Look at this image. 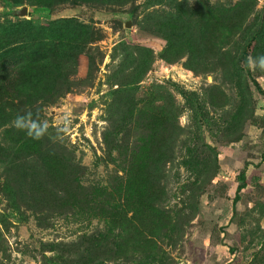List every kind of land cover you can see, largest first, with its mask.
<instances>
[{
    "label": "rangeland",
    "instance_id": "obj_1",
    "mask_svg": "<svg viewBox=\"0 0 264 264\" xmlns=\"http://www.w3.org/2000/svg\"><path fill=\"white\" fill-rule=\"evenodd\" d=\"M245 54L264 0H0V264H264Z\"/></svg>",
    "mask_w": 264,
    "mask_h": 264
},
{
    "label": "trees",
    "instance_id": "obj_2",
    "mask_svg": "<svg viewBox=\"0 0 264 264\" xmlns=\"http://www.w3.org/2000/svg\"><path fill=\"white\" fill-rule=\"evenodd\" d=\"M249 7H252V5L251 6L249 5ZM36 48H37L36 51H34V50H32L31 52H30V50L27 51L28 53L26 54V56H24V58H25L24 61L20 62L18 60H14L15 67H18L17 71L19 73V77L21 79H23V80H25V79L28 80L30 78H32V79L33 78H37V72H36L37 70L36 69H38L37 64L41 63L40 62V57H43V54H42L43 53V48L42 47H40L39 49H38V47H36ZM244 58H245L247 67L249 68L250 67V63H249V59H248L249 57L247 56V54L244 55ZM242 181H243V184L240 187V190H243L246 187V181H245V177L244 176L242 177ZM141 209H143L145 212H147V207H146V205L143 202H140L138 210L134 212V220H136V216L141 211ZM118 218L119 217H117V219ZM114 219H115V222H117L116 217ZM126 220H127V217H126V213H125V216L122 219L123 224H121V227L126 225ZM131 221H132V219H131ZM140 225H142V224H140ZM136 227H138V226H136ZM199 263H200L199 261L196 262V264H199Z\"/></svg>",
    "mask_w": 264,
    "mask_h": 264
},
{
    "label": "clouds",
    "instance_id": "obj_3",
    "mask_svg": "<svg viewBox=\"0 0 264 264\" xmlns=\"http://www.w3.org/2000/svg\"><path fill=\"white\" fill-rule=\"evenodd\" d=\"M250 65L254 64L255 66L259 67L261 70H264V55H261L257 58H255L254 61L249 62ZM15 127L19 130H24L28 127V125L25 123L24 117H17L16 120L14 121ZM39 126V125H37ZM43 133H41L42 135ZM29 135H33L31 132H29ZM33 138L39 139L38 136H33Z\"/></svg>",
    "mask_w": 264,
    "mask_h": 264
},
{
    "label": "water",
    "instance_id": "obj_4",
    "mask_svg": "<svg viewBox=\"0 0 264 264\" xmlns=\"http://www.w3.org/2000/svg\"><path fill=\"white\" fill-rule=\"evenodd\" d=\"M22 14H26V10Z\"/></svg>",
    "mask_w": 264,
    "mask_h": 264
}]
</instances>
